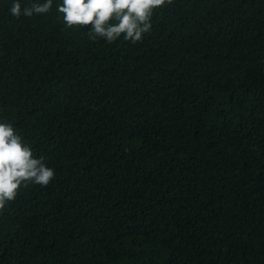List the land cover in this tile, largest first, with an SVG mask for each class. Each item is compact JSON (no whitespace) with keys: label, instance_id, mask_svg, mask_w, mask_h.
<instances>
[{"label":"trees","instance_id":"1","mask_svg":"<svg viewBox=\"0 0 264 264\" xmlns=\"http://www.w3.org/2000/svg\"><path fill=\"white\" fill-rule=\"evenodd\" d=\"M11 2L0 121L55 175L0 208V264H264V0H166L135 44Z\"/></svg>","mask_w":264,"mask_h":264},{"label":"clouds","instance_id":"2","mask_svg":"<svg viewBox=\"0 0 264 264\" xmlns=\"http://www.w3.org/2000/svg\"><path fill=\"white\" fill-rule=\"evenodd\" d=\"M166 0H60L57 11L68 27H87L91 39L103 38L112 43L118 39L133 44L141 41L152 27L154 11ZM53 0H32L23 6L12 0L8 9L15 17L48 13ZM55 175L43 156H35L11 123L0 121V208L12 201L22 183L46 186Z\"/></svg>","mask_w":264,"mask_h":264}]
</instances>
